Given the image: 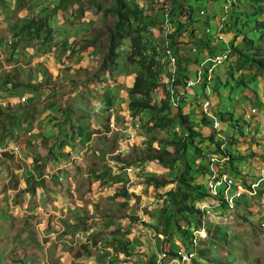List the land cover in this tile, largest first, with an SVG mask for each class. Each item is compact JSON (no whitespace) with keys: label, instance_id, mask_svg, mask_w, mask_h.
<instances>
[{"label":"rangeland","instance_id":"374dc122","mask_svg":"<svg viewBox=\"0 0 264 264\" xmlns=\"http://www.w3.org/2000/svg\"><path fill=\"white\" fill-rule=\"evenodd\" d=\"M123 1L145 12L152 10V16L144 18L149 30L142 46L144 54L154 55L158 65L170 33H176L173 39L181 64L190 59L189 64L196 65L194 56L198 57L202 47L213 52L225 50V34L237 32L250 39L235 47L246 49L252 40L251 47L262 49L264 59V38L257 41L262 32L255 25L261 15L250 13L258 2L177 0L183 4L184 14L180 15L167 11L172 0ZM114 3L0 0V264H264V201L262 204L253 199L256 195L244 193L235 197L229 208L225 200L211 193L210 158L221 154L214 144L194 137L196 150L187 145V162L194 167L191 183L200 185L207 196L186 200L200 214L180 220L182 230L174 225L175 207L165 194L174 183L164 182L182 172V161L163 166L148 158L153 148L172 150L170 142L182 133L177 117L180 112L189 114L195 129L203 116L211 123L214 117L216 126H211L215 134L241 138L233 145L249 144L251 136L245 133L243 137L240 125L226 111L234 108L240 120L243 108L238 100L242 98L235 100L233 96L241 94L235 87L243 78L229 63L235 84L219 91L220 102L207 109L210 115H206L201 97L188 91L187 96L178 87L176 105L168 99L174 122L162 131L152 128L153 111L166 98L164 84L169 86V77L175 78L176 70L168 65L160 69L161 84L150 91L148 99L154 107H130L131 101L140 98L129 88L141 69L126 60L131 28L127 21L117 26L116 15L109 11ZM200 9L204 14H199ZM215 14L217 18L226 14L221 29ZM38 17H49L52 22L54 29L48 38L42 32L18 34L21 25ZM166 18L169 22L165 24ZM185 23L189 25L185 27ZM117 28L123 37H114L117 56L106 70L102 59ZM223 53L227 55V51ZM237 59L242 60L234 59L236 65ZM228 60L213 65L210 58L205 67L196 70L203 75L206 69L210 79ZM187 73L191 78L196 76L193 70ZM230 73L224 79L228 83ZM211 82L195 85L196 90L205 88L202 97L209 96ZM212 84L220 88L216 79ZM225 128L235 131L234 135ZM258 129L264 132L263 123H258ZM243 157L239 152L231 153L226 163L213 166L236 177L238 172H231L232 163L237 165L235 160ZM113 159L124 167L114 170ZM238 180L249 184L242 176ZM154 182L163 185L155 186ZM181 242L189 246L180 247ZM137 246H143L147 256L138 254ZM122 248L129 253H121L118 249ZM172 250L178 254L171 255Z\"/></svg>","mask_w":264,"mask_h":264},{"label":"trees","instance_id":"16d2710c","mask_svg":"<svg viewBox=\"0 0 264 264\" xmlns=\"http://www.w3.org/2000/svg\"><path fill=\"white\" fill-rule=\"evenodd\" d=\"M253 2H258L256 6H252V11L250 12L252 15L260 14L261 17H258L259 19L256 20V27L261 28V39L259 41L261 42L264 38V0H250ZM229 2V0H228ZM142 8L137 7L135 4L133 5H127L126 2L123 0H115L114 6L109 9L113 14L116 15V24L117 26H120V22L127 21L129 23V27L131 28V40H130V46H129V53L126 56V60L128 63H135L138 64V66L141 69V72L139 74H136L134 76L132 85L129 88V92L131 94H138L140 95V98L131 101L130 107L133 109H145V108H152L153 105H150L148 102L149 99V93L151 90L156 89L160 84L161 80L159 81V78L161 76L160 69L163 65H168L169 61L165 54L164 48L161 49L160 56L158 57L160 59V64L158 65V60L155 59L154 55L147 56L143 52V46H142V40L146 33L149 30V25L144 21V18H149L152 16L153 12L151 9H149L147 12L142 11ZM167 11L172 12L176 11L178 14H184L183 4L179 3L177 0H172L170 6L167 7ZM188 14V12H187ZM131 21L133 26L131 27ZM177 23V22H175ZM189 24L185 23V27H187ZM179 27V24L177 23L176 28ZM192 28V27H191ZM54 29L52 22H49V17L41 18L38 17V19H32L27 24H23L18 29V34L23 36H30L34 33L38 34L40 32L44 33L47 38L50 36L51 31ZM175 30V28L171 29ZM188 30V28H187ZM189 31V30H188ZM174 32V31H172ZM116 34V35H115ZM122 38L123 35L120 32V30L117 28V30L112 34L110 38V43L107 47V53L102 59V67L106 70L109 68V64L111 66L115 64V58L117 56V44H113L114 37ZM176 36V33L174 35L170 33L167 35L169 40L167 41V46H169L172 50V52L175 54L176 60H175V70H176V77L174 78L172 82V86L178 95L177 88L179 87L181 89V93L183 92L187 96L189 95L188 92H191V94L194 95L195 91V85H205L206 84V76L203 74L201 76L200 81H197V70H196V76L195 78H189V74L187 73V69H184L181 66L182 60L177 55V44L174 42L173 37ZM243 42H248L250 38L247 37V35L244 33L243 35ZM257 42V41H256ZM251 44L253 45V41H250V46L246 47V49H238L235 46H231V50L233 52H236L241 61L237 60L238 65L243 66L249 64L250 66H254L257 69L264 70V59L260 52H262L259 47H251ZM208 48V47H207ZM206 48V49H207ZM209 50V48H208ZM253 50V51H251ZM195 52V51H192ZM229 58V57H227ZM162 60V61H161ZM184 65L189 64L191 62L190 59H183ZM166 69V68H165ZM180 74V75H179ZM160 75V76H159ZM194 81V85H187L188 81ZM167 84V83H166ZM171 83H169V86L165 87V95L166 98L162 99L160 102V106L157 109H154L153 111V124L152 128L157 129L158 131H162L169 127L174 122V117L172 116L171 112V105L168 101L169 99V89H170ZM203 88L201 86L200 93H201V99H205L202 97ZM210 102V101H209ZM181 102H179L180 104ZM178 104V103H177ZM179 125L182 128V133L180 134L179 138L177 140H172L170 144L172 145V150L168 149H158L153 148V152H151V155L148 156L151 160H157L159 163H161L163 166L167 165L169 163L175 162L177 160L182 161L183 170L182 172L173 180L171 181H164L165 183L173 182L174 186L169 187L167 192L165 194H168L169 201L172 205L175 207V227L181 229V227L178 225V222L180 220L185 219L186 217L193 216L197 213L200 214V210L196 208L192 203H186V200L189 198L193 201L200 200L207 196L206 192L201 191V186L191 183L192 174L194 171V167L191 163L187 162L186 157V148L187 145H192L194 149L196 150L197 145L192 142V138L197 137L200 139V141H208V143L215 145L216 152H219L225 156L230 158V154L227 153L225 148H222L223 145H233L236 142L240 141L241 138H234L233 136L226 135L224 137L219 136L218 133H214L212 128V123L210 121H207L206 117L203 116L201 119V125L198 127V129L194 128V124L189 119V114L187 113H179ZM112 168L116 171H119L121 168H123V164L121 161H118L117 159H113L111 161ZM43 169L47 172L46 167L44 166ZM236 172L235 170L232 171V173ZM159 182H154L155 186H158ZM111 184L110 186H112ZM120 189V187H119ZM116 193V192H115ZM114 193V194H115ZM121 194V193H118ZM223 200V199H222ZM224 202V200H223ZM170 223L167 225L169 226ZM201 225L200 219H198L196 228L199 229ZM182 230V229H181ZM182 241V240H181ZM166 242V241H164ZM191 241H189V244ZM185 245L188 247V242ZM130 249V246H129ZM121 253H126L124 248L118 249ZM178 250V248H177ZM135 251L138 252V254L145 255L144 253V247L143 246H137L135 248ZM127 253H129L127 251ZM171 255L175 256L178 254V251H171Z\"/></svg>","mask_w":264,"mask_h":264},{"label":"crops","instance_id":"0c3cea01","mask_svg":"<svg viewBox=\"0 0 264 264\" xmlns=\"http://www.w3.org/2000/svg\"><path fill=\"white\" fill-rule=\"evenodd\" d=\"M223 6L226 9L225 5ZM200 10L201 12H199V14L201 15L204 14V11L202 9ZM230 11L233 13L234 16L237 15L236 12L232 11V8L230 9ZM227 13L228 11L226 10V14ZM226 14L225 16L221 15L220 18H217L215 14V20L220 22L219 24L220 29L224 25L223 20H225L224 17H226ZM207 17L209 18V16H206V18ZM190 30H193V28H191ZM192 33L193 34H191L190 37H193L194 32L192 31ZM242 38H243L242 33L241 34L239 32H237L236 34L227 33L224 36V41L226 42L225 50L213 52V50L209 51L208 49L206 48L204 49V47H202V50H199V52L190 51L191 53H194V54H197V52L199 53L198 57L194 56V62L196 63V65L192 62L189 65L181 64V66L184 69H187V71L193 70L196 72V69H197L196 67H202V68L205 67V64L209 62L210 58H213L214 56L221 54L220 52L223 53V51H227V54L230 60H228L225 63L224 67H222L219 70V73L217 76H213V73H212L211 78L209 79V82L211 81L213 82V80L216 79L219 83L218 86L220 88H217L215 84H212L211 82L212 86L209 91V96L213 94V97H211L212 99L211 98L209 99V96L207 98L210 101V104L211 103L218 104L220 102L219 91L220 92L225 91L227 85H229V87L232 88V84H235L232 80L234 79L233 78L234 76H233L232 71H230L231 69H230V66H228V64L229 63L233 64L237 68L239 78L240 79L243 78L242 79L243 81L237 84V86L235 87V90L240 89L242 91L241 94L233 96L235 100H238L239 97L242 98L238 100V103L243 108V112L239 120L238 115L234 112V108L233 109L227 108L226 111L227 113H229V116L233 117V120H236L237 124L240 125V128H239L240 134L243 137L249 134L251 137L248 140L249 144L242 143L241 145H233L230 147L227 146L225 148H227L232 154H236L237 152H239L244 155V157L241 158L240 160H235V162L236 161L238 162L237 165H234V163H232L233 169H231V172L235 170L236 172L232 174H235L238 172V175H236V178L240 179L242 176V178L248 180L247 182L255 184L256 188L258 189V192L255 194L256 196L253 197V199L259 200L260 202L262 201V204H263V201H264V132L258 129V123L259 122L263 123V127H264V70L257 69L256 67L250 66L249 64L243 65V66L234 64L233 60L239 57H237L238 54L236 52H233L231 50V46L233 47L239 42L242 43L243 42ZM187 39L189 38L187 37ZM178 40H182V39H178ZM257 41L259 42V39H257ZM204 71H205V76H207L208 75L207 70L205 69ZM229 73H230L231 81L228 79L229 80V83H228L224 79H227L225 76H227V74ZM189 78H191L190 75H189ZM208 86H210L209 83H208ZM214 88H217L219 90L216 89L217 91H215ZM204 89L205 88H203V90ZM227 95L231 96V94H228V93L226 94V96ZM194 96L198 98L201 96L200 89L198 90L195 89ZM251 110H254V112L251 113ZM243 114H245L246 116H244ZM247 114H252V117H250V119L247 118ZM233 129L236 131L235 126H233ZM225 130H226V133L231 134V135H234L235 133V131H230L227 128H225Z\"/></svg>","mask_w":264,"mask_h":264},{"label":"built area","instance_id":"2783aa9c","mask_svg":"<svg viewBox=\"0 0 264 264\" xmlns=\"http://www.w3.org/2000/svg\"><path fill=\"white\" fill-rule=\"evenodd\" d=\"M167 22H169V18H166V20L164 21V23L166 24ZM169 30V28L167 27V31ZM167 35V33H166ZM165 54L168 58L169 64L168 67L169 69H174L175 68V54L172 52L171 48L169 46H167V41L165 42V45L163 46ZM196 52V51H195ZM228 54L226 55L225 53H221L219 55H216L213 57V65L217 62H220L224 59H227ZM202 76V72L198 71V75H197V81H200ZM208 76V75H207ZM206 76V82L209 81V78H207ZM170 80V102L171 104L176 105V99L178 98V95L176 94L173 86H172V82L174 80V77L170 76L169 77ZM195 82L194 81H188L187 85H194ZM202 103H203V107H204V111L206 112V115H210L207 112V109L210 106V102L207 98L202 99ZM254 110H251V113H253ZM212 116V115H211ZM247 118L250 119V116L247 115ZM214 119V126H216V121L215 118ZM226 157L223 155H217L214 157L210 158V164H212L211 167V175L209 176L208 179V186H209V190L211 191V193L214 196H219V198H222L223 200H225V202H227L228 207L231 208L233 203L232 200H234L235 197H239L241 195H244V193H247L248 195H253L255 194V184L250 183L249 186L245 183H243L242 181H239L238 179L232 177L231 175H229L228 173H221L217 171V167L218 166H213L216 165L217 163L220 164L222 162L226 161ZM263 213H264V204H263Z\"/></svg>","mask_w":264,"mask_h":264},{"label":"clouds","instance_id":"9594fccd","mask_svg":"<svg viewBox=\"0 0 264 264\" xmlns=\"http://www.w3.org/2000/svg\"><path fill=\"white\" fill-rule=\"evenodd\" d=\"M197 73H198V71H197ZM221 155H223V154H221ZM223 156H225V155H223ZM226 158H227V156H225ZM228 159V158H227ZM227 159H226V161H227ZM226 161H225V163H226ZM231 175V174H230ZM232 176V175H231ZM232 177H234V178H236L235 176H232ZM236 179H238V178H236ZM243 182V181H242ZM243 183H245V182H243ZM246 184V183H245ZM250 184V183H249ZM249 184H247L248 186H249ZM255 193H256V190H255ZM253 195H255V194H253ZM252 196V195H251ZM264 214V213H263Z\"/></svg>","mask_w":264,"mask_h":264}]
</instances>
